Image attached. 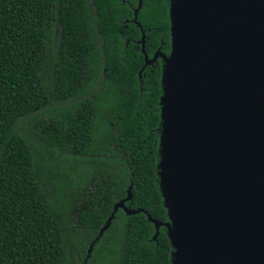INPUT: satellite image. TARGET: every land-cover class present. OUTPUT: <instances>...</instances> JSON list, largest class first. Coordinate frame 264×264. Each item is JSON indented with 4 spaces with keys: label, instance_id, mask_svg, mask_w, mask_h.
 <instances>
[{
    "label": "trees",
    "instance_id": "16d2710c",
    "mask_svg": "<svg viewBox=\"0 0 264 264\" xmlns=\"http://www.w3.org/2000/svg\"><path fill=\"white\" fill-rule=\"evenodd\" d=\"M138 2L0 0V264H171L166 227L154 240L143 211L119 208L95 240L131 185L128 209L168 221L158 174L163 60L145 64ZM169 7L142 0L147 56L170 52ZM25 118L31 136L18 126ZM40 147L65 154L75 176ZM45 169L63 180L57 194Z\"/></svg>",
    "mask_w": 264,
    "mask_h": 264
},
{
    "label": "water",
    "instance_id": "95a60500",
    "mask_svg": "<svg viewBox=\"0 0 264 264\" xmlns=\"http://www.w3.org/2000/svg\"><path fill=\"white\" fill-rule=\"evenodd\" d=\"M158 174L171 264H264V0H170ZM91 248V247H90ZM90 252V249H89Z\"/></svg>",
    "mask_w": 264,
    "mask_h": 264
},
{
    "label": "rangeland",
    "instance_id": "374dc122",
    "mask_svg": "<svg viewBox=\"0 0 264 264\" xmlns=\"http://www.w3.org/2000/svg\"><path fill=\"white\" fill-rule=\"evenodd\" d=\"M50 109L51 108L49 107L47 109V112H49ZM18 126H19V128H21V131L23 133L25 132L29 136H31L30 130L28 131V128H29L28 127V120L26 118L23 120H20L18 123ZM31 144L36 145L38 147L37 143H34L33 139H31ZM39 151L43 152V155L48 157V159L50 160V165L54 166L53 168L58 167L60 169H64L65 172H67L68 174L75 176V174L77 172L76 171L77 166L75 165L74 162H72L70 160H67V161L62 160V158H64L63 155H65V154L62 155L61 153H58L54 150L42 148V147L39 148ZM56 161H59V162L56 163ZM43 172L46 175H48V178H49V180L47 182L48 187L53 190L54 194H57L60 187H62L64 185L63 180L57 178V175H56L54 170L50 171L48 169H45V170H43Z\"/></svg>",
    "mask_w": 264,
    "mask_h": 264
},
{
    "label": "flooded vegetation",
    "instance_id": "af4514ba",
    "mask_svg": "<svg viewBox=\"0 0 264 264\" xmlns=\"http://www.w3.org/2000/svg\"><path fill=\"white\" fill-rule=\"evenodd\" d=\"M155 52H153L150 56H148L149 60L152 59ZM163 54H165V53H163ZM158 60H162L161 56H158L152 63H148L147 65H152L153 63L157 62Z\"/></svg>",
    "mask_w": 264,
    "mask_h": 264
}]
</instances>
